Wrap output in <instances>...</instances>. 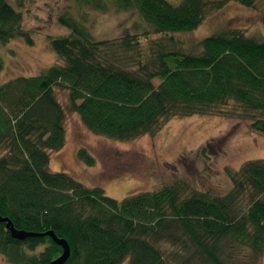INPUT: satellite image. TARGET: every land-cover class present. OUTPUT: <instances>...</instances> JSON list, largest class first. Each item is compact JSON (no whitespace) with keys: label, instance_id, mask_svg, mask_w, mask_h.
I'll return each instance as SVG.
<instances>
[{"label":"trees","instance_id":"16d2710c","mask_svg":"<svg viewBox=\"0 0 264 264\" xmlns=\"http://www.w3.org/2000/svg\"><path fill=\"white\" fill-rule=\"evenodd\" d=\"M255 7L257 0H222ZM102 13L136 10L134 33L97 40L67 13L58 23L70 30L50 37L61 63L40 75L0 85V216L18 231H52L70 247L65 264H244L232 254L249 249L264 256V160L230 172L224 196L193 191L178 181L122 200L87 187L66 172H51V153L66 145V115L76 113L93 135L119 142L154 136L173 118L223 115L231 105L264 135V41L239 29L210 35L201 52L158 45L152 35L197 30L205 0H76ZM23 14L0 0V44L35 42ZM4 62L0 58V71ZM159 79L156 86L154 80ZM68 93L63 107L58 92ZM77 158L95 167L88 149ZM166 248L170 249L167 250ZM63 253L50 236L12 237L0 222V258L7 264H47Z\"/></svg>","mask_w":264,"mask_h":264},{"label":"rangeland","instance_id":"374dc122","mask_svg":"<svg viewBox=\"0 0 264 264\" xmlns=\"http://www.w3.org/2000/svg\"><path fill=\"white\" fill-rule=\"evenodd\" d=\"M10 1L23 14L24 28L31 32L35 45L29 46L20 38L0 44L4 62L0 85L19 76L40 75L61 63L49 38L70 34L58 23V17L65 13L83 23L97 40L119 38L126 31L134 33L133 24H142L136 10L111 9L102 13L81 8L76 0ZM205 1L207 12L197 30L152 35L150 41L141 40L143 48L165 45L197 54L204 38L229 29H239L264 41V0H257L253 8L229 1L220 9L216 6L222 0ZM159 83V79L154 80L156 86ZM58 99L63 107L68 106L67 92L59 91ZM230 110L231 105L223 115L173 118L154 136L145 135L132 142L93 135L76 113L67 112L66 145L60 152L51 153L50 171L66 172L87 187H101L117 200L178 181L186 183L185 195L195 190L224 196L233 187L230 172H237L247 161L264 160V135L252 132L250 120ZM82 147L96 158L95 167L78 160L77 151ZM232 257L244 264H264V256L258 257L246 248L237 250ZM0 264H7L3 257Z\"/></svg>","mask_w":264,"mask_h":264},{"label":"water","instance_id":"95a60500","mask_svg":"<svg viewBox=\"0 0 264 264\" xmlns=\"http://www.w3.org/2000/svg\"><path fill=\"white\" fill-rule=\"evenodd\" d=\"M0 222L6 223L7 229L10 230L12 237L15 239L22 241V240H24L30 236H50L57 245L62 246V248H63L62 255L59 258H57V259H55V260H53L47 264H65L66 261L69 259L70 247H69L68 243L64 239H59L52 231H49V232L44 233V234H33V233L25 232V231H18L17 229H15L13 227L11 221L7 218H2L0 216Z\"/></svg>","mask_w":264,"mask_h":264}]
</instances>
